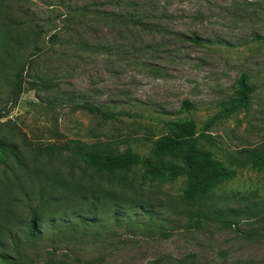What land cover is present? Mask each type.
Instances as JSON below:
<instances>
[{
	"label": "rangeland",
	"instance_id": "obj_1",
	"mask_svg": "<svg viewBox=\"0 0 264 264\" xmlns=\"http://www.w3.org/2000/svg\"><path fill=\"white\" fill-rule=\"evenodd\" d=\"M106 1H0L5 12L1 39L13 33L23 39L0 44V58L29 61L25 79L40 76L49 84L24 83L14 104L13 72L5 68L0 112L9 110V115L0 118V136L18 146L23 163L42 168L46 176H59L65 186L49 185V177L32 181L27 166L8 151L7 161L0 162V206L10 195V201L23 196L21 187L29 199L11 204L14 216L28 219L30 208L42 202L40 209L46 208L48 216L54 205L66 206L61 200L69 192L66 188L79 185L89 196L88 188L99 189L104 203L120 200L131 209L133 221L48 229L36 240L21 233L18 252L7 248L11 257L29 264H79L98 258L103 264H264V170L248 153L264 150V0H161L153 20L170 32L137 28L132 36L115 21L95 14L93 10L123 8L95 3ZM86 2L92 5L83 17L78 8ZM161 14L164 18L157 17ZM55 27L62 29L52 43ZM31 28L36 34L24 39ZM174 32L197 33L204 40L193 43ZM242 74L255 86L249 103L215 124L209 131L213 141L202 140L238 174L197 207L183 199L184 177L153 181L141 165L99 170L74 149L59 154L47 148L77 140L114 153L130 146L152 157L153 140L168 133L166 121L193 119L202 128L223 102L236 96ZM185 100L193 106L185 108ZM86 102L109 115L82 107ZM92 202L90 196L84 205ZM139 206H150L153 218ZM196 208L206 214L197 224L190 216ZM222 219L236 223L229 226ZM0 264L17 263L0 258Z\"/></svg>",
	"mask_w": 264,
	"mask_h": 264
},
{
	"label": "trees",
	"instance_id": "obj_2",
	"mask_svg": "<svg viewBox=\"0 0 264 264\" xmlns=\"http://www.w3.org/2000/svg\"><path fill=\"white\" fill-rule=\"evenodd\" d=\"M1 1V0H0ZM94 3V2H93ZM99 4H117L121 8V11L115 10H93L96 15L104 17L105 21H115L120 24L121 30L128 32L132 35L137 28L146 32H160L168 33L170 30L163 29V25L154 22L153 17L156 14V10L159 9L161 0H115L114 2L108 0L106 2H95ZM56 3L49 5L55 6ZM130 6L132 10L127 9L123 6ZM92 3L86 2L79 6V11L82 13L81 16L86 17V13L89 12V7ZM69 11H72V7L69 6ZM5 17V12L2 9L0 2V21ZM157 17H163L161 14ZM11 22V20H10ZM2 23V21L0 22ZM20 24V23H17ZM56 31L49 37L50 42L54 43L60 37V31L62 28L55 27ZM58 29V30H57ZM12 33V32H11ZM17 33V32H16ZM1 34V32H0ZM34 29L30 31L26 30L24 33V39H29L35 35ZM179 39L191 40L193 43H201L204 39L201 38L197 33L187 36L182 32L173 33ZM41 35L40 31H37V40ZM12 42L13 44L23 42V39L19 38V34L13 33L5 39H1L0 44L6 42ZM79 43H83L80 40ZM9 50L6 51V53ZM33 57V56H32ZM8 66V71H12V91L15 95L14 104L17 103V96H19L25 87L24 83H31L33 87H37L39 83L43 86L49 87L47 80L39 78L40 76H34L32 80L28 81L25 79L27 76L28 68L30 67L29 61L14 62L10 63L5 61L4 58H0V81L3 73L8 75L5 68ZM239 89L236 92V96L228 102H223L219 111H217L211 118H209L202 128L197 126V123L193 119L186 120H168L166 126L168 133L164 134L157 139H154L151 146L152 157H143L138 152L134 151L132 147L128 146L123 152L114 153L109 150H102L98 147H86L80 141L75 140L74 145L70 144H49L48 150L58 152L62 154L63 151L74 149V154L82 158V160L88 165H94L99 170H116L127 168L132 165H141L145 168L146 175L149 176L153 181H173L178 177H184L186 180V187L183 192V199L193 206H199L203 200L212 195L213 191L224 181L233 179L237 176L238 170L228 166L224 161L217 158L214 153L205 148L202 145V140L209 142L213 141L214 137L209 131L215 126V124L223 119L233 116L235 113L240 111L246 106L249 101L251 94L255 91V86L249 82L248 75L242 74L238 80ZM16 91V92H15ZM12 98H8L10 101ZM14 99V97H13ZM183 106L187 109L191 108L193 104L188 100L183 102ZM84 108L95 114H102L107 116L106 112L102 111L101 108L94 106L93 104L86 102L83 104ZM9 110L0 112V118L7 117ZM18 146L9 142L7 138L0 136V162L5 163L8 159V151L12 153L16 161L23 166H27L29 170L28 177L37 182V180H46L50 182L49 185L65 188L63 180L59 176H46L42 168L30 167L28 164L23 163L22 156L18 153ZM249 156L254 165L264 170V150H248ZM17 178V177H16ZM8 186V184H5ZM83 189L86 188L82 186ZM90 187V186H88ZM91 190L93 197L92 205H84L86 201L90 199V192H82L81 187L66 188L68 194L66 197L61 199L65 201V207H59L60 205L53 206V214L46 216V208L40 206H34L30 208L31 215L28 219H22L14 216V210L11 209V204L17 203L18 201L28 198L29 192L23 191L20 187V192L23 196H15L17 200L10 201L8 196L0 206V258L4 262H15L17 264H29L19 261V258H13L7 248H12L15 252H18L17 248L21 247L22 236L24 233L36 240L41 235H44L48 229L58 231L62 228H72L75 225L92 227L95 225H105L108 223L121 224L126 221L127 224L133 221L131 215V209L125 208L121 204L120 200L112 204L104 203L101 200L102 197L99 194V189L95 187L88 188ZM44 195V194H43ZM26 196V197H25ZM1 197V196H0ZM2 198V197H1ZM20 199V200H19ZM1 200V199H0ZM56 201L60 200L55 198ZM78 200V201H77ZM113 201V200H112ZM1 204V201H0ZM110 208H101V207ZM4 208V210H3ZM142 213L147 214L151 218L154 216L153 209L150 206H139ZM4 212V213H3ZM191 219L197 224L198 220L204 219L206 214L202 213L199 208H196L190 213ZM12 217V218H11ZM229 226L234 225L236 222L233 220H224ZM4 224V225H3ZM18 226V228H17ZM44 226V228H43ZM194 227V226H193ZM20 228V229H19ZM19 229V230H17ZM102 258H98L95 261L79 260V264H103ZM35 264H43L37 261ZM44 264H48L45 262Z\"/></svg>",
	"mask_w": 264,
	"mask_h": 264
}]
</instances>
